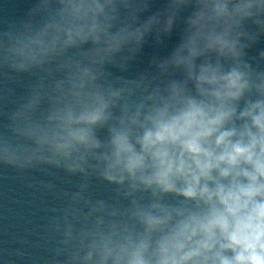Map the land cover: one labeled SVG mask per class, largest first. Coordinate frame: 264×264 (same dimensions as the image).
<instances>
[{"label":"clouds","instance_id":"9594fccd","mask_svg":"<svg viewBox=\"0 0 264 264\" xmlns=\"http://www.w3.org/2000/svg\"><path fill=\"white\" fill-rule=\"evenodd\" d=\"M153 5L31 0L0 26V167L77 178L42 185L46 264H264V0Z\"/></svg>","mask_w":264,"mask_h":264},{"label":"water","instance_id":"95a60500","mask_svg":"<svg viewBox=\"0 0 264 264\" xmlns=\"http://www.w3.org/2000/svg\"><path fill=\"white\" fill-rule=\"evenodd\" d=\"M30 6L31 0H0V26L5 21L21 18ZM148 64L143 49L130 72L145 70ZM29 84L27 78L7 81V86L16 89L17 98L24 94ZM4 86L3 78H0V89ZM13 106L10 103L5 107L0 101V129L7 120L6 111ZM49 182L58 190H71L77 178L67 177L62 172H31L20 176L13 169L0 167V264H46L49 255L45 246L47 217L52 208L59 206L53 193L42 188ZM94 195H106L103 184L97 182L94 185Z\"/></svg>","mask_w":264,"mask_h":264}]
</instances>
